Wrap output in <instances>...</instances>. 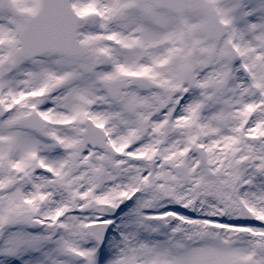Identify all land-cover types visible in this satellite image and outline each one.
<instances>
[{"label":"rangeland","instance_id":"374dc122","mask_svg":"<svg viewBox=\"0 0 264 264\" xmlns=\"http://www.w3.org/2000/svg\"><path fill=\"white\" fill-rule=\"evenodd\" d=\"M186 1L177 15L156 0H71L89 54L33 59L21 54L18 32L40 0L0 5V264H231L248 257L264 264V239L254 231L204 223L222 217L218 192L231 193L237 179V192L264 220L257 170L264 144L252 137L264 133V0ZM209 3L240 52L233 63L222 58L224 37H212ZM189 68L194 84L185 82ZM137 73L162 88L139 87ZM118 76L128 88L109 101L104 84ZM32 110L45 119L42 132L20 123ZM85 117L105 126L122 156L76 147ZM141 128L155 134L140 143L131 134ZM190 141L205 145L212 174L187 150ZM176 161L187 163L197 187L193 194L181 183L183 200L199 201L186 212L191 220L165 230L149 215L169 204L158 189L178 180L170 167ZM109 200L123 208L98 246L83 224L98 219L96 202Z\"/></svg>","mask_w":264,"mask_h":264},{"label":"water","instance_id":"95a60500","mask_svg":"<svg viewBox=\"0 0 264 264\" xmlns=\"http://www.w3.org/2000/svg\"><path fill=\"white\" fill-rule=\"evenodd\" d=\"M159 1L167 7L180 11H182L185 6L184 0ZM1 2L2 0H0V3ZM208 14L214 30L219 29V34L217 35V39H219L224 33V29L218 22L212 7L209 8ZM78 20V16L69 8V0H42L40 9L27 20L20 32L19 37L22 53L28 57H34L46 51L77 55L86 54L88 50L77 40ZM114 81H119L118 84L123 85L121 80ZM120 85H115V87L111 85L110 90L112 89L114 92L111 93L112 96H117L118 93L116 89ZM1 112L0 107V113ZM21 122L26 127H32L36 130L41 128L39 120L35 115L30 114L23 116L21 117ZM85 125L86 128L82 132L84 142H86V140H91L101 145L103 142L101 130L98 129L90 119H86ZM165 197L176 199L173 190L169 189L165 190ZM99 210L102 211L103 209L100 208ZM97 225L98 224L88 225V231L91 235L98 236V242H102L105 237V228L98 234L95 229ZM234 264L244 263L234 262Z\"/></svg>","mask_w":264,"mask_h":264}]
</instances>
